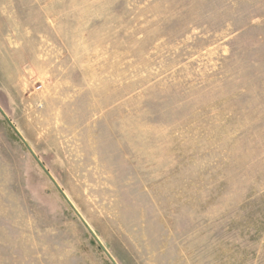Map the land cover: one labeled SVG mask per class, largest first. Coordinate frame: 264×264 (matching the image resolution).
Listing matches in <instances>:
<instances>
[{
	"label": "rangeland",
	"instance_id": "obj_1",
	"mask_svg": "<svg viewBox=\"0 0 264 264\" xmlns=\"http://www.w3.org/2000/svg\"><path fill=\"white\" fill-rule=\"evenodd\" d=\"M0 264H264V0H0Z\"/></svg>",
	"mask_w": 264,
	"mask_h": 264
},
{
	"label": "water",
	"instance_id": "obj_2",
	"mask_svg": "<svg viewBox=\"0 0 264 264\" xmlns=\"http://www.w3.org/2000/svg\"><path fill=\"white\" fill-rule=\"evenodd\" d=\"M0 113L4 116V118L8 121V117L7 115L4 113V111L0 108ZM11 124V122H10ZM14 131L16 132V134L18 135V137L20 138V140L22 141V143L26 146V148L29 150V152L32 154V156L34 157V159L37 161V163L39 164V166L44 170V172L46 173V175L48 176V178L52 181V183L57 187V189L59 190V192L62 194V196L64 197V199L66 200V202L69 204V206L74 210L75 214L77 215V217L80 219V221L82 222V224L84 225V227L87 229V231L89 232V234L93 237V239L97 242V244L100 246V248L103 250V252L105 253V255L108 257V259L112 262V264H118L116 262V260L112 257V255L108 252V250L104 247L103 243L101 242V240L98 238V236L95 234V232L93 231V229L90 227V225L86 222V220L83 218V216L77 211V209L74 207V205L72 204V202L69 200V198L65 195V193L62 191V189L60 188V186L57 184V182L55 181V179L53 178V176L50 174V172L47 171V169L45 168V166L43 165V163L40 161V159L38 158V156L34 153V151L31 149V147L29 146V144L26 142V140L23 138V136L19 133V131L17 130V128H15L12 125Z\"/></svg>",
	"mask_w": 264,
	"mask_h": 264
}]
</instances>
